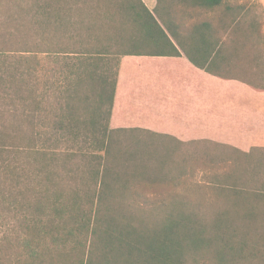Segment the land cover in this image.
Returning <instances> with one entry per match:
<instances>
[{
    "label": "trees",
    "instance_id": "1",
    "mask_svg": "<svg viewBox=\"0 0 264 264\" xmlns=\"http://www.w3.org/2000/svg\"><path fill=\"white\" fill-rule=\"evenodd\" d=\"M230 1L156 0L151 11L142 0H13V7L28 17L26 25L20 26L38 39L31 44L25 35V43L18 48L6 40L0 45V90L4 95L12 93L16 121L11 133L0 131L4 179L0 213L2 219L14 213L30 215L23 216V227L33 240L24 239L29 262L22 264H264V217L254 216L255 208L243 218L229 215L237 210L236 199L243 189L212 187L216 201L223 198L218 209L215 201L192 204L170 197L148 201L140 183L153 180L152 176L165 183L173 169L160 160L151 169L152 176L148 175L141 168L137 141L151 140L153 153L157 146L175 147L179 153L182 147L146 134L148 139L142 140L136 135V153H122L114 136L143 132L113 130L109 125L122 57L180 56L174 42L208 74L264 90L247 77L231 73L238 51H257L264 47V38L255 36V23L240 28L241 15L236 16ZM83 6L90 8L87 20L77 15ZM216 12L218 17L207 16ZM61 33L74 40L73 45H64ZM39 53L53 56L66 69L64 79L53 87L52 129L54 134L82 142L79 152L65 153L64 164L74 163L77 153L82 159L62 177L56 171L49 173V185L41 196L26 204L13 196L9 175L16 170H11L9 153L27 155L22 145L24 123L33 126L36 116L43 118V98L35 82ZM8 58L12 64L6 63ZM253 58L258 61V56ZM36 133L40 140V131ZM35 146L32 143L30 148ZM57 160L53 155L46 165H56ZM263 195L256 193L255 198ZM228 197L235 200L230 202Z\"/></svg>",
    "mask_w": 264,
    "mask_h": 264
},
{
    "label": "rangeland",
    "instance_id": "2",
    "mask_svg": "<svg viewBox=\"0 0 264 264\" xmlns=\"http://www.w3.org/2000/svg\"><path fill=\"white\" fill-rule=\"evenodd\" d=\"M12 2L13 0H0V45L1 41L6 40L13 48H18L20 44L25 43L24 40L27 39L25 35H29L28 41L31 44L33 41H38L36 37L29 34L31 30L20 26L26 25L28 17L25 16L24 11L16 10ZM230 4L235 6L232 9L236 16L237 14L241 15L240 28H246L249 23H255L257 34L255 36L264 38V9L258 0H231ZM236 7H242V9L238 8L237 11ZM80 9L82 10L78 11L77 15L87 20L90 17V8L83 6ZM218 15L219 12L207 14L208 17H218ZM60 36L64 45H73L74 40H70L68 35L65 36L61 33ZM238 53V57L232 59L234 68L233 71L231 70L232 75L245 76L255 85L264 88V47H259L257 51L239 50ZM253 55L258 56L257 62ZM38 61L40 71L35 82L36 91L43 98V118L36 116L33 119V126L24 123L23 130L25 132L22 135V145L26 149L24 153L27 155L19 156L15 152L9 153V157L13 160L11 170L14 167L16 170L14 176L9 175L13 196L24 199L22 203L26 204L33 203L41 196L48 184L49 173L52 174L56 171L62 177L70 167L76 169L74 164L80 165L82 159V155L77 153L74 163L68 162L65 165L63 162L65 153L79 152L78 148L82 146V142L80 140L73 141L67 135L62 136L61 133L54 134L52 129L53 115L50 117V113L56 100L53 87L56 88L64 79L66 69L62 64H58L57 59L53 56L39 53ZM6 63L12 64L13 61L8 58ZM1 92L2 90H0V131L5 130L11 133L12 127L16 124L11 105V100L14 98L12 93L4 95ZM31 109L33 110V106ZM33 129L40 131V140L36 138L37 133ZM32 130L34 131V142L30 141V138H33ZM136 135L141 140L148 139L147 135L143 133H127L126 136L123 134L114 136V142L119 143L122 153H136L135 147L138 142L140 146L137 150L141 155V168L144 167L150 176H152L151 169H156L160 160H166L168 167L171 166L170 168L173 169L169 172L166 181L164 180L165 183L155 180L153 176V180L140 183V192L146 200L159 201L170 197V200L173 201L185 200L192 204L215 201V208L218 209V206L222 205L223 198L216 201L215 196L212 195V187L215 185V187L235 186L239 191L243 189V192L240 191L242 195L236 199L237 210L229 215L236 219L243 218L248 209L255 208L256 212L253 215L264 217V198H255L256 193L264 192V153H249L250 156L239 153H200V146L195 144L185 147L184 150L182 148V153H179L176 151L179 149L175 147H172L173 149H168L167 146L159 148L158 142L154 143L157 147L156 153H153L151 140L136 142ZM32 143L36 145L33 147L34 149L30 148ZM37 150L42 153H37ZM53 155L59 158L56 165L54 162L46 165ZM176 162L177 164L174 165ZM3 180V175H0V183ZM228 199L230 202L235 200L232 197H228ZM241 205L247 207L243 208ZM24 215L26 218L30 217L29 213L23 212L10 214L2 219L0 213V264L29 262L25 257L27 249L23 242L30 241L32 235L25 234ZM46 243L48 242L45 241L42 245L44 246Z\"/></svg>",
    "mask_w": 264,
    "mask_h": 264
},
{
    "label": "crops",
    "instance_id": "3",
    "mask_svg": "<svg viewBox=\"0 0 264 264\" xmlns=\"http://www.w3.org/2000/svg\"><path fill=\"white\" fill-rule=\"evenodd\" d=\"M142 1L156 7V0ZM174 44L180 56L122 57L110 128L183 149L199 145L200 153H264V90L208 74Z\"/></svg>",
    "mask_w": 264,
    "mask_h": 264
}]
</instances>
